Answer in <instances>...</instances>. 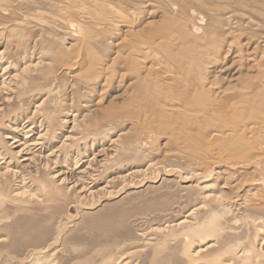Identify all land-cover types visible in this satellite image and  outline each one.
Instances as JSON below:
<instances>
[{
  "label": "rangeland",
  "instance_id": "1",
  "mask_svg": "<svg viewBox=\"0 0 264 264\" xmlns=\"http://www.w3.org/2000/svg\"><path fill=\"white\" fill-rule=\"evenodd\" d=\"M0 53V264H264V0H0Z\"/></svg>",
  "mask_w": 264,
  "mask_h": 264
},
{
  "label": "bare ground",
  "instance_id": "2",
  "mask_svg": "<svg viewBox=\"0 0 264 264\" xmlns=\"http://www.w3.org/2000/svg\"><path fill=\"white\" fill-rule=\"evenodd\" d=\"M29 56L32 58V55H29ZM66 58H68V57H66ZM22 61H24V59ZM23 64L25 65V67H23L21 69V71L27 70L29 68V65H31L30 63L28 65H26V62H24ZM37 64L38 63H36V65ZM7 69H8V65H6V67H4L3 69H1V71H0L2 73V77L6 76L0 82V92H5V90L6 89H9V88H11L13 90L14 88L11 87V84H13V83H14L13 85L19 87V83L15 80V78H18V76H15V75L10 76V74H7ZM23 84H24V82H23ZM16 94H19V93H16ZM190 94H193V92L191 91ZM188 96H192V95H188ZM6 98L8 99L9 97H6ZM9 101H10V99H9ZM39 107L40 106H37L36 108H39ZM28 121H29V119H27L26 123H28ZM28 127H29V125H27L26 127H24L22 130H26ZM31 128H28L27 131H24V135L26 134V136L25 137L23 136V138H18V136L10 137V140L12 141L11 146L13 148L17 149L15 152L12 151L13 152L12 155L13 156L16 155L17 158H21V157H23V155H26L27 156V159H25L23 161L28 162V163H30L32 160H34L36 158V155H39L40 156L42 154V151H41L42 150V147L40 146V148H37V146L41 145V140L43 138H46L47 137V135L44 134V132H42V130H41L37 134L38 135L37 138L32 139L33 136H32L31 133L33 131L31 130ZM241 130L242 131L238 132L239 130H235L234 131V130L231 129V130H227L226 133H227L228 136L229 135H235L237 137L245 136L246 132L242 128H241ZM226 133H225V135H226ZM261 133H262V128H260V126L258 124H254V125H252V126L249 127L247 136H248V138L250 140H254L258 136H261L262 135ZM262 137H264V133H263ZM65 140H67V138ZM260 149L264 153V144L260 147ZM37 152H39V154H37ZM52 153L53 152L47 154V156H45V158L52 156L51 155ZM72 160L73 161L71 162V164H73V167H74L73 170L78 169V167H79V166H77L78 165V161H76V158H73ZM260 160L263 161V163H264V158H261L260 157ZM1 161H2V164L4 165L2 168H0V171H1L0 172V187L1 188H2V183L5 184L4 186H6V183H8V181H10V180L16 181V179H19V181H18L19 187H25L26 185H29L28 178L22 173L21 167H19V166H12L11 163H10V161H7V158H5L4 156H2ZM52 162H54L53 164H55L54 167L57 166L56 165L57 163H56L55 160H52ZM31 163H33V162H31ZM24 167H26V166H24ZM47 167H48V165L45 166V168H47ZM64 169H67V168H64ZM87 169H90V166H89L88 163H87V166H86L85 169L81 170L80 172H76L75 180L72 182V184H70L71 185L70 189H73V188L76 187L77 189H79V192H83V190L86 189V192L88 194H91L92 193L91 190H90V187L91 186L89 188H87L91 184L90 182L88 183V180H90V177L89 176L86 177L85 175H82L81 174L82 172L87 171ZM60 172H59L58 175H55L54 176V179L56 180L55 183H57L58 179H60L59 180L60 181L59 185H64V184L68 183V182H65L64 181L67 178H66V176H63L61 178ZM26 193H27V191H26ZM28 197H30L31 199L33 198V196H28ZM44 264H49V263H44Z\"/></svg>",
  "mask_w": 264,
  "mask_h": 264
}]
</instances>
